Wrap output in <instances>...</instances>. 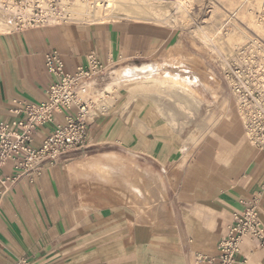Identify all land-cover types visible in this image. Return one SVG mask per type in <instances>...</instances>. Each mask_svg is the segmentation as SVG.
Instances as JSON below:
<instances>
[{
  "label": "crops",
  "instance_id": "0c3cea01",
  "mask_svg": "<svg viewBox=\"0 0 264 264\" xmlns=\"http://www.w3.org/2000/svg\"><path fill=\"white\" fill-rule=\"evenodd\" d=\"M171 38L172 31L162 26L130 20L68 21L0 32V121L19 115L14 109L47 98L57 80L46 65L52 51L60 53L70 73L86 65L90 53L103 61L148 60ZM116 96L106 115L86 117L85 147L55 164L45 162L33 178L21 175L13 161L1 168L0 264L23 258L29 264H204L198 257L216 254L233 211L255 197L264 223V152L254 146L259 154L228 183L224 194L218 190L208 196H168L172 213L165 224L140 220L121 197L94 193L88 180L97 172L77 163L107 152L128 153L139 155L142 167L158 171L154 165L170 167L179 150L175 129L164 130L156 117L143 122L127 115ZM160 196L159 204L164 199ZM243 259L264 264V246L258 239H244L238 260Z\"/></svg>",
  "mask_w": 264,
  "mask_h": 264
},
{
  "label": "rangeland",
  "instance_id": "374dc122",
  "mask_svg": "<svg viewBox=\"0 0 264 264\" xmlns=\"http://www.w3.org/2000/svg\"><path fill=\"white\" fill-rule=\"evenodd\" d=\"M4 1L7 0H0V26L8 31H15L17 19L15 15L2 10ZM17 1L19 5L23 3L28 8L36 0ZM104 1L87 0V3L97 5ZM183 1L188 0H118L120 3L115 15L121 18L106 20L143 22L172 31L169 43L150 59L118 61L105 76L104 86L110 92L109 105L114 104L112 98L117 95L127 115H135L143 122L149 117H156L164 130L173 128L177 131L176 144L179 150L176 161L170 167L154 165L158 171H152L150 167L140 165L139 161L144 160L139 155L126 153L122 161L126 165L124 175L130 181L127 186L117 173L118 170H113V167L106 172L107 177L98 173L92 176L95 179L89 177L88 180L84 177L94 193L117 199L121 197L125 204L136 211L140 220L156 225L165 224V218H170L172 205L166 202L168 196H208L218 190H222L224 194L225 190L230 189L228 183H232L241 174L255 153L259 154L247 139L239 101L232 91L229 69L231 66L234 71L251 72L249 78L253 82L264 81V0H191L186 10L180 7L179 2ZM85 2L86 0H55L54 4L59 12L68 13L71 10L72 16H69L72 21H105L94 20L101 16V10L97 7L93 9L90 5H85ZM46 3L45 1L42 5L47 7ZM47 4H50L49 0ZM106 14L105 12L104 15ZM203 30L216 35V40L224 48L223 52L215 51L210 43L201 38ZM230 35L235 38L233 41L228 40ZM147 63L159 65L153 76L150 72L145 75L141 71H136L140 75L134 79L119 76V70L123 67ZM177 66L182 70L195 72L196 81H199L195 85L198 87H186L181 78L174 80L175 77L171 75L177 73L174 69ZM243 76L248 78L245 74ZM168 78L170 79L167 80ZM107 154H114L116 157L121 155L117 152L105 153ZM132 161L137 163V167ZM129 177L131 178L128 179ZM157 178L164 182V192H160L164 199L160 204L157 202L160 196L157 194V200L155 197L151 201L148 192L149 184L153 185ZM130 184H135L138 190L134 191ZM145 200H148V206L144 205ZM178 206L181 211L182 205Z\"/></svg>",
  "mask_w": 264,
  "mask_h": 264
},
{
  "label": "built area",
  "instance_id": "2783aa9c",
  "mask_svg": "<svg viewBox=\"0 0 264 264\" xmlns=\"http://www.w3.org/2000/svg\"><path fill=\"white\" fill-rule=\"evenodd\" d=\"M45 1L48 3V0H36L27 8L17 0H7L2 10L15 15L16 30L72 21L69 15L58 11L55 0H49L51 6L46 3L47 7L42 5ZM117 63L112 57L103 61L90 53L86 65L68 73L60 53H48L46 65L57 80L49 86L47 98L14 109L19 115L0 121V170L13 161L15 167L22 170L21 175L33 178L41 174L45 162L55 164L70 151L85 147L86 117L107 114L110 92L105 86L101 87L100 81H106L105 76ZM230 70L232 91L239 101L247 139L264 152V81L253 82L249 78L251 72L234 71L232 67ZM50 125L53 127L48 129ZM259 205L255 197L244 208L233 211L216 254L200 255L198 260L204 264H247L246 259L238 260L244 239L254 237L264 246V223ZM15 264L29 263L23 258Z\"/></svg>",
  "mask_w": 264,
  "mask_h": 264
},
{
  "label": "bare ground",
  "instance_id": "6f19581e",
  "mask_svg": "<svg viewBox=\"0 0 264 264\" xmlns=\"http://www.w3.org/2000/svg\"><path fill=\"white\" fill-rule=\"evenodd\" d=\"M141 1V0H139ZM177 1V0H176ZM181 1V0H179ZM146 2V1H145ZM143 2V3H145ZM82 3V2H81ZM120 3V2H119ZM119 3H118V0H105L104 3H98L97 5H91V4H88L87 3V0L86 2L84 3L85 5H90L93 9H97L98 10H101V16L98 17L97 19H94V20H109V19H113V20H117L119 18H121L120 16L118 15H115V11L117 10L118 6H119ZM122 3V2H121ZM135 3V2H134ZM133 3V5H134ZM142 3V2H141ZM126 4V2H125ZM136 4V3H135ZM149 4V3H148ZM180 4V7L183 8V9H187L190 4H191V0H188V1H183V2H179ZM82 5V4H81ZM84 5V6H85ZM149 6V5H148ZM177 6V5H176ZM78 7V6H77ZM80 7V6H79ZM97 7V8H96ZM136 7V6H135ZM138 7V6H137ZM142 7V6H141ZM179 7V8H180ZM76 8V7H75ZM83 8V6H81V9ZM131 8V7H130ZM144 8V7H143ZM146 8H147V5H146ZM145 8V9H146ZM126 9V8H125ZM134 9V8H133ZM132 9V10H133ZM144 9V10H145ZM149 9V8H148ZM80 10V9H79ZM85 10V8H84ZM120 10L121 7H120ZM128 10V9H127ZM137 10V9H136ZM180 10V9H179ZM123 11V10H122ZM146 11V10H145ZM149 11V10H148ZM107 13L106 15H104V13ZM121 12V11H120ZM157 12V11H156ZM183 13V11H180ZM137 13V12H136ZM151 13V12H150ZM165 13V12H164ZM186 13V12H185ZM184 13V14H185ZM65 14V13H64ZM67 15H71L72 16V13H71V10L66 13ZM119 14V13H118ZM140 14V13H139ZM144 14V13H142ZM141 14V16H142ZM145 14H147L145 12ZM126 15H128L126 13ZM131 15V14H130ZM162 15V14H161ZM160 15V16H161ZM164 15V14H163ZM167 15V14H166ZM186 15V14H185ZM99 16V15H98ZM144 16V15H143ZM150 16V14H149ZM78 17V16H77ZM82 17V15H81ZM146 17V16H145ZM83 18V17H82ZM129 18H132L129 16ZM185 18V17H183ZM182 18V19H183ZM87 21H92V20H87ZM256 25V24H255ZM258 27V26H257ZM262 27V26H261ZM206 28V27H205ZM257 29V28H256ZM259 30V28H258ZM262 30V29H261ZM4 31H8L6 29H4L3 27L0 26V32H4ZM264 31V30H263ZM200 32V31H199ZM240 34V33H239ZM260 34V33H259ZM264 34V32H263ZM201 35V34H200ZM234 35V34H233ZM199 36V35H198ZM243 36V35H242ZM201 38L205 41V42H208L210 43V45L212 46V48L221 53L224 51V48L222 47V44L220 45L219 41H217L216 39V35L214 33H210V32H207V31H204L203 30V34L201 35ZM235 38L233 36L230 35L229 39L230 41H233ZM239 39V38H238ZM240 40V39H239ZM223 42V41H222ZM231 43H229V46H230ZM234 44V43H233ZM230 49V48H229ZM233 52V51H231ZM234 53V52H233ZM159 66V65H158ZM158 66L152 64V63H147V64H143V65H137V66H127V67H123L122 69L119 70V76H124L126 77L127 79H134L137 75H140L138 73H136V71H141L143 74L146 75L147 72H150V75L153 76L154 73H157V68ZM182 66V65H181ZM227 67V66H226ZM160 69V68H159ZM163 69V68H162ZM177 73L176 74H172L171 76L175 77L174 80H177L176 78L178 79H182L184 80V83L186 85V87H190V88H194L196 85L195 83L197 84L198 82L196 81L197 78H196V73L195 72H192L191 70H182V68L180 66H177L174 68ZM230 69H231V66H230ZM229 69V70H230ZM118 71V70H117ZM161 71V70H160ZM159 72V71H158ZM172 72V71H171ZM163 73V72H162ZM165 75H166V72H164ZM159 74V73H158ZM171 74V73H170ZM160 75V74H159ZM169 75V74H168ZM210 75L212 76L211 72H210ZM158 78V77H157ZM161 78V77H160ZM203 78V77H202ZM170 78H168L167 80H169ZM173 79V78H172ZM181 81V80H180ZM177 82V81H175ZM181 84V83H180ZM198 87V86H196ZM197 89V88H196ZM192 90V89H191ZM198 90V89H197ZM198 92V91H197ZM201 95V94H200ZM202 96V95H201ZM125 156L124 155H119V156H115L114 154H107V155H101V156H98L96 158H93V159H90V160H87V161H81L80 163H77L79 167H87V168H90V170H93L96 171L100 176L102 177H107L106 175V172L107 171H111L112 167L114 168L113 170L117 169V173L120 174V176L123 178L124 182L125 183H129L130 181L127 180L126 176L124 175V171L126 170V165L123 163L122 159H124ZM128 160V159H126ZM125 160V161H126ZM127 162V161H126ZM129 162V161H128ZM127 162V163H128ZM133 162V161H132ZM131 162V163H132ZM130 164V163H129ZM134 164L136 167H137V163H132ZM131 164V165H132ZM114 165V166H113ZM76 167V166H75ZM78 167V168H79ZM73 168V167H72ZM132 168V166H131ZM135 169V168H134ZM87 170V169H86ZM90 173V172H89ZM111 173V172H110ZM129 173V172H128ZM127 173V174H128ZM136 175V174H135ZM110 176V174L108 175ZM131 177H129L128 179H130ZM108 179V178H107ZM160 181L158 180V178L156 180H154V184L150 185V189L148 190L149 194L151 195V201H153L155 199V197L157 196V194L160 196V192L161 191H164V186H163V183H162V179L159 178ZM132 185V184H131ZM132 188L134 191H137L138 190V187L137 186H133L132 185ZM142 191V190H141ZM132 196V195H131ZM161 197V196H160ZM133 198V196H132ZM149 198V197H148ZM159 199V198H158ZM156 200H157V197H156ZM158 202V201H157ZM137 203V202H136ZM156 203V202H155ZM140 205V204H139ZM147 205V204H146ZM153 205V204H152ZM156 205V204H155ZM148 206V205H147ZM151 206V205H150ZM157 206H158V203H157ZM159 207V206H158ZM148 208V207H147ZM157 208V207H156ZM155 208V209H156ZM154 209V210H155ZM158 210V209H157Z\"/></svg>",
  "mask_w": 264,
  "mask_h": 264
}]
</instances>
